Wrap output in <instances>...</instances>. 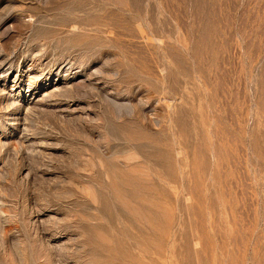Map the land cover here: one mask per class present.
<instances>
[{"label":"rangeland","instance_id":"obj_1","mask_svg":"<svg viewBox=\"0 0 264 264\" xmlns=\"http://www.w3.org/2000/svg\"><path fill=\"white\" fill-rule=\"evenodd\" d=\"M0 264H264V0H0Z\"/></svg>","mask_w":264,"mask_h":264}]
</instances>
